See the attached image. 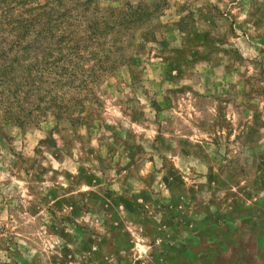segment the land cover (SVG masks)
<instances>
[{
	"label": "rangeland",
	"instance_id": "obj_1",
	"mask_svg": "<svg viewBox=\"0 0 264 264\" xmlns=\"http://www.w3.org/2000/svg\"><path fill=\"white\" fill-rule=\"evenodd\" d=\"M98 3L141 15L79 121L0 73V264H264V0Z\"/></svg>",
	"mask_w": 264,
	"mask_h": 264
},
{
	"label": "trees",
	"instance_id": "obj_2",
	"mask_svg": "<svg viewBox=\"0 0 264 264\" xmlns=\"http://www.w3.org/2000/svg\"><path fill=\"white\" fill-rule=\"evenodd\" d=\"M98 2L0 0L5 13L19 6V16L24 17L18 19L17 27L14 19L8 21L13 25L0 31L4 98L12 97L15 102L5 105L7 116L23 124L28 115L38 119L51 111L59 119L79 121L84 100L99 77L123 61V37L138 24L141 15L131 6L117 9ZM22 23L27 26L24 31ZM10 29L19 35L11 43L6 38ZM14 68L20 73L11 79L7 74Z\"/></svg>",
	"mask_w": 264,
	"mask_h": 264
}]
</instances>
